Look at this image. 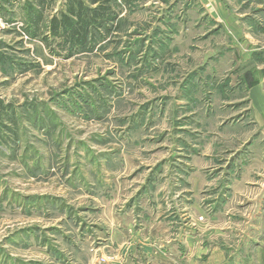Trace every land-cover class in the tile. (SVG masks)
I'll use <instances>...</instances> for the list:
<instances>
[{
	"label": "rangeland",
	"instance_id": "1",
	"mask_svg": "<svg viewBox=\"0 0 264 264\" xmlns=\"http://www.w3.org/2000/svg\"><path fill=\"white\" fill-rule=\"evenodd\" d=\"M81 1L107 9L86 50L50 31L66 0H0V264H117L124 224L259 223L231 189L264 152V0Z\"/></svg>",
	"mask_w": 264,
	"mask_h": 264
},
{
	"label": "crops",
	"instance_id": "2",
	"mask_svg": "<svg viewBox=\"0 0 264 264\" xmlns=\"http://www.w3.org/2000/svg\"><path fill=\"white\" fill-rule=\"evenodd\" d=\"M250 96L256 110L257 124L262 129L261 137L257 139L258 144H256L257 149H260V146H264V91L257 85L251 90ZM251 157L249 165L243 169L241 179L235 182L231 192L234 195L232 199L239 200L245 208L254 210L246 212L249 213L246 220H260L259 223L249 224L246 227L247 231L244 228L239 235L233 236L231 232L218 228L215 220H210L207 226L209 228L203 231V227H200L202 224H200L198 226L199 235L188 240L184 236V224L181 223V229L180 223L175 225L178 220H168L161 223L162 226L158 225V220H153V222L151 220L145 225L142 222L138 226L128 224L125 227L124 224L123 227L117 229V232L115 230L122 240L118 245L120 260L117 264H132L134 261L132 258L137 250L147 257L171 258L176 253L170 252L171 243L176 244V251L179 254V261L174 264H231L238 252H242L240 261L243 258L245 260L242 264H264V152L260 153L258 150ZM115 221L118 223L122 220ZM252 230L256 233L246 234ZM182 238L184 240L181 242ZM158 241H162L164 245L159 246ZM183 249L186 252H181ZM248 249H252L253 253L248 252ZM123 257L125 258L122 259Z\"/></svg>",
	"mask_w": 264,
	"mask_h": 264
},
{
	"label": "trees",
	"instance_id": "3",
	"mask_svg": "<svg viewBox=\"0 0 264 264\" xmlns=\"http://www.w3.org/2000/svg\"><path fill=\"white\" fill-rule=\"evenodd\" d=\"M106 8L89 10L81 0H66V9L60 16H56L50 23V31L55 38H60L72 45L71 49H88V41L91 37L92 25L101 24V16ZM92 12L91 17L86 12ZM41 17H38V24ZM37 24V26H38Z\"/></svg>",
	"mask_w": 264,
	"mask_h": 264
},
{
	"label": "built area",
	"instance_id": "4",
	"mask_svg": "<svg viewBox=\"0 0 264 264\" xmlns=\"http://www.w3.org/2000/svg\"><path fill=\"white\" fill-rule=\"evenodd\" d=\"M96 264H104L102 261H100V262H97Z\"/></svg>",
	"mask_w": 264,
	"mask_h": 264
}]
</instances>
